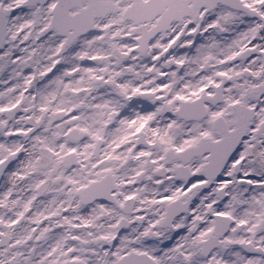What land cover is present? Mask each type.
<instances>
[{
    "label": "snow or ice",
    "instance_id": "1",
    "mask_svg": "<svg viewBox=\"0 0 264 264\" xmlns=\"http://www.w3.org/2000/svg\"><path fill=\"white\" fill-rule=\"evenodd\" d=\"M0 264H264V0H0Z\"/></svg>",
    "mask_w": 264,
    "mask_h": 264
}]
</instances>
